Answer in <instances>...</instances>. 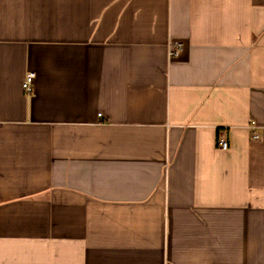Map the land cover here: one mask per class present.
<instances>
[{
  "label": "crops",
  "instance_id": "0c3cea01",
  "mask_svg": "<svg viewBox=\"0 0 264 264\" xmlns=\"http://www.w3.org/2000/svg\"><path fill=\"white\" fill-rule=\"evenodd\" d=\"M0 264H264V0H0Z\"/></svg>",
  "mask_w": 264,
  "mask_h": 264
},
{
  "label": "built area",
  "instance_id": "2783aa9c",
  "mask_svg": "<svg viewBox=\"0 0 264 264\" xmlns=\"http://www.w3.org/2000/svg\"><path fill=\"white\" fill-rule=\"evenodd\" d=\"M183 45L180 42L173 43L171 46V49L169 51V55L171 57L176 56L179 51L182 49ZM35 79V74L34 73H29L26 77V83H25V90L27 93H31L33 90V81ZM101 116V115H99ZM251 125L254 127L255 122H251ZM254 139H258L259 136L257 134L253 135ZM218 147L222 150H227L229 148V143L227 140V135L226 132L222 131L219 133L218 139H217Z\"/></svg>",
  "mask_w": 264,
  "mask_h": 264
}]
</instances>
